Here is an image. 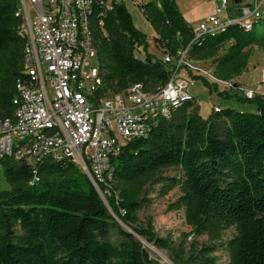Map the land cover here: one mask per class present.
<instances>
[{
	"label": "trees",
	"instance_id": "16d2710c",
	"mask_svg": "<svg viewBox=\"0 0 264 264\" xmlns=\"http://www.w3.org/2000/svg\"><path fill=\"white\" fill-rule=\"evenodd\" d=\"M138 5L165 54L177 56L189 48V59L213 61L214 77L227 84L248 70V49H264L260 23L249 32L234 25L196 39L175 0H138ZM17 9L18 0H0V119L13 114L16 83L25 78L26 40ZM100 10L96 5L93 12L94 40L104 91L143 84L155 92L165 86L172 66L151 54L136 56V50H147V36L126 5L105 15ZM246 100L258 103L257 113L217 110L205 120L193 97L170 119L160 120L147 138L128 140L113 160L111 184L100 186L108 204L70 160H45L34 169L4 159L0 264H162L135 234L170 252L174 264H217L212 255L219 246L228 253V264H264V97ZM170 169L180 174L166 175ZM157 186L159 197L179 188L181 196L170 209L183 210L192 233L207 236L211 245L186 252L185 244L176 247L151 224L139 226V212L152 205ZM232 228L233 238L222 242Z\"/></svg>",
	"mask_w": 264,
	"mask_h": 264
},
{
	"label": "built area",
	"instance_id": "2783aa9c",
	"mask_svg": "<svg viewBox=\"0 0 264 264\" xmlns=\"http://www.w3.org/2000/svg\"><path fill=\"white\" fill-rule=\"evenodd\" d=\"M120 4L125 0H18L25 78L16 83L13 114L0 119V162L11 158L37 169L45 160H70L101 191L112 182L113 160L123 145L147 138L160 120L193 99L187 74L205 69L189 59V48L165 54L172 73L159 90L134 84L122 92L104 91L100 67L90 63L99 58L93 12L99 5L105 15ZM214 4V14L195 30L196 39L234 25L249 32L264 20V0ZM98 26L104 31L103 20ZM245 97L253 100L255 93Z\"/></svg>",
	"mask_w": 264,
	"mask_h": 264
},
{
	"label": "rangeland",
	"instance_id": "374dc122",
	"mask_svg": "<svg viewBox=\"0 0 264 264\" xmlns=\"http://www.w3.org/2000/svg\"><path fill=\"white\" fill-rule=\"evenodd\" d=\"M175 2L188 25L195 30L199 29L202 23L207 22L209 17L215 12L214 0H175ZM125 5L132 16L136 28L147 36V50L143 48L136 50V56L145 59L148 54H151L156 59L163 60L165 53L155 43V31L140 9L138 0H125ZM258 29L264 31V20L260 22ZM248 51L250 55L248 70L241 77L233 80L232 86L214 77L212 73L215 66L213 61H194L197 66L205 69V73H189L186 80L189 84V93L195 98L198 112L203 119L208 120L215 111L225 109H233L245 113H257L258 103L256 101H247L245 94L247 91H253L255 98L259 96L264 97V49L253 46ZM90 63L95 68H99L98 59L91 60ZM165 174L176 176L180 174V170L170 169L165 171ZM0 184L4 185L1 174ZM159 188L157 186L151 192L152 205L139 212V226L141 228H148L149 224H151L154 231L160 237L170 238L176 247L185 244L186 252H189L193 246L211 245L212 243L207 236L198 237L192 233L191 227L186 223L183 210L175 211L170 209V205L181 196L179 188L174 189L165 197L158 196ZM103 197L106 199L105 196ZM234 235V228L225 231L222 242L226 243ZM142 240L144 241L145 239ZM148 246L145 245V248L154 259L159 260L162 264H174L170 252L160 250L154 246L158 251L156 253ZM212 256L217 259V264L229 263V255L221 246L218 247Z\"/></svg>",
	"mask_w": 264,
	"mask_h": 264
},
{
	"label": "water",
	"instance_id": "95a60500",
	"mask_svg": "<svg viewBox=\"0 0 264 264\" xmlns=\"http://www.w3.org/2000/svg\"><path fill=\"white\" fill-rule=\"evenodd\" d=\"M98 190V189H97ZM98 192H99V194L101 195V197H102V199L106 202V204H108L107 203V201H106V199H104V197H103V195H102V193L98 190ZM132 234H135V233H133V232H131ZM135 236L137 237V239L142 243V244H144V242L142 241V239H141V237L139 236V235H137V234H135Z\"/></svg>",
	"mask_w": 264,
	"mask_h": 264
},
{
	"label": "bare ground",
	"instance_id": "6f19581e",
	"mask_svg": "<svg viewBox=\"0 0 264 264\" xmlns=\"http://www.w3.org/2000/svg\"><path fill=\"white\" fill-rule=\"evenodd\" d=\"M141 239H142V238H141ZM142 241H143V240H142ZM143 242L145 243L146 246L150 245V244H148L145 240H144ZM148 247L151 248L154 252L158 253V251L154 248L153 245H150V246H148Z\"/></svg>",
	"mask_w": 264,
	"mask_h": 264
},
{
	"label": "crops",
	"instance_id": "0c3cea01",
	"mask_svg": "<svg viewBox=\"0 0 264 264\" xmlns=\"http://www.w3.org/2000/svg\"><path fill=\"white\" fill-rule=\"evenodd\" d=\"M156 34H154V38H155Z\"/></svg>",
	"mask_w": 264,
	"mask_h": 264
}]
</instances>
